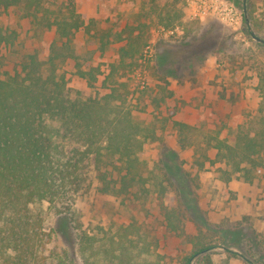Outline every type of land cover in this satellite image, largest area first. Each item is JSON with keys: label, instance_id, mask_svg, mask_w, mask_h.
Returning <instances> with one entry per match:
<instances>
[{"label": "rangeland", "instance_id": "rangeland-1", "mask_svg": "<svg viewBox=\"0 0 264 264\" xmlns=\"http://www.w3.org/2000/svg\"><path fill=\"white\" fill-rule=\"evenodd\" d=\"M227 1L241 13L237 29L214 17H192L186 0H41L54 11L71 2L85 22L93 19L96 29L110 33L145 24L139 28L146 41L134 67L119 68L107 80L121 43L111 41L100 53L80 30L71 42L77 59L68 60L58 73L65 77L71 100L101 97L114 89L112 105L129 110L158 137L144 147V188L136 186L121 196L102 193L90 156L80 164L78 186L70 184L59 202L31 205L50 235L42 264H56V256L83 264L81 232L100 235L128 224L162 264H179L199 242L209 249L193 264H264V168L251 183L236 178L224 183L216 176L217 164L195 166L205 151L214 157L215 150L205 148L215 138L232 144L239 127L252 132L264 118V0ZM0 27L16 34L0 49L3 75L13 74L29 52L44 59L54 38L53 28L24 16L20 7H0ZM89 67L99 68L92 86L76 74ZM171 120L190 127L181 134L184 142ZM64 145L66 152L73 146L67 140ZM161 199L176 215L173 230L159 211ZM231 238L234 246L227 242Z\"/></svg>", "mask_w": 264, "mask_h": 264}, {"label": "trees", "instance_id": "trees-1", "mask_svg": "<svg viewBox=\"0 0 264 264\" xmlns=\"http://www.w3.org/2000/svg\"><path fill=\"white\" fill-rule=\"evenodd\" d=\"M9 6L20 7L24 16L46 29L53 28L54 38L44 59L36 51L29 52L20 58L13 74L0 73V264H42L45 257L41 253L50 235L43 231L42 221L33 214L31 205L41 201L57 203L70 184L78 186L83 160L93 157L104 194L126 195L148 182L143 175L144 147L158 140L153 130L129 110L112 105L114 89L101 97L69 99L65 77L58 73L68 60L77 59L71 42L80 30L100 53L111 41L121 43L118 60L110 64L107 80L119 68L134 67L146 41L139 28L145 24L126 25L110 33L96 29L93 19L85 22L71 2L54 11L43 7L41 0H0L1 8ZM243 20L247 24L245 17ZM15 36L14 31L0 27V49L11 44ZM98 72V67H89L78 69L76 74L92 86ZM170 123L184 142L186 137L181 134L190 127L183 122ZM66 140L73 145L69 152L65 151ZM205 149H214L215 154L212 159L206 151L201 154L202 160L195 163L199 169L205 162L217 164L216 176L224 183L233 178L251 183L264 168V118L252 132L239 127L232 144L215 138ZM158 206L167 226L175 229L174 210L162 199ZM227 242L234 246L229 243L232 238ZM239 245L240 242L236 246ZM208 249L203 242L191 245L179 264H193L195 257ZM78 251L83 264H162L161 257L149 252L132 224L100 235L83 231ZM55 258L56 264H71L60 256Z\"/></svg>", "mask_w": 264, "mask_h": 264}, {"label": "built area", "instance_id": "built-area-1", "mask_svg": "<svg viewBox=\"0 0 264 264\" xmlns=\"http://www.w3.org/2000/svg\"><path fill=\"white\" fill-rule=\"evenodd\" d=\"M186 2L189 15L192 17L200 19L203 17H214L232 29H237L241 22L239 9L226 0H186Z\"/></svg>", "mask_w": 264, "mask_h": 264}, {"label": "water", "instance_id": "water-1", "mask_svg": "<svg viewBox=\"0 0 264 264\" xmlns=\"http://www.w3.org/2000/svg\"><path fill=\"white\" fill-rule=\"evenodd\" d=\"M256 40L260 41L257 37H254Z\"/></svg>", "mask_w": 264, "mask_h": 264}]
</instances>
